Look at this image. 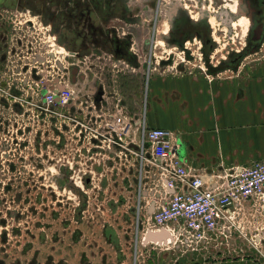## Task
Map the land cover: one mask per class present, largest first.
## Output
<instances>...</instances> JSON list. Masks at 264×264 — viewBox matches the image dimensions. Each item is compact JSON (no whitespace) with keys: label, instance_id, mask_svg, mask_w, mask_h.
<instances>
[{"label":"rangeland","instance_id":"obj_1","mask_svg":"<svg viewBox=\"0 0 264 264\" xmlns=\"http://www.w3.org/2000/svg\"><path fill=\"white\" fill-rule=\"evenodd\" d=\"M88 1L78 0L80 4ZM96 1L100 24L108 32L126 34L131 46L129 64L139 62L140 71L143 66L166 72L216 71L224 66L228 68L224 75L238 71L241 75L254 62H264V36L252 50L246 49L250 25L246 0H237V11L233 0ZM174 1L190 9L192 20L185 21L195 23L200 16L207 21L196 25L200 30L186 49H169L158 37L159 32L169 30ZM76 2L0 0V264H217L222 259L264 264V243L260 251L243 248L239 252L233 244L224 250L218 239L191 241L149 231L153 179L144 168L139 172L136 151L142 139L138 131L125 133V153L118 145L111 160L94 164L93 178L78 180L77 167L81 170L90 162L84 156L76 165V153L82 150L76 146V88L92 94L103 86L109 92L116 83L131 111V107L137 109L138 96L143 106L148 81L140 72L114 81L110 74L122 65L113 68L110 59L99 71L94 66L103 63L97 57L113 55L93 51L80 53L89 56L80 67L93 66L85 69L84 81L79 82L76 55L74 59L69 55L76 52L72 50L76 47ZM157 7L155 29L151 16ZM40 13L61 29L59 40L53 38L50 24ZM206 34L208 45L203 41ZM168 56L172 60L162 66ZM234 57L239 60L230 63ZM116 62L128 65L126 60ZM95 73H101L102 82ZM61 76L74 99L67 106L47 107L44 98L55 86L52 79ZM76 82L81 84L76 87Z\"/></svg>","mask_w":264,"mask_h":264},{"label":"built area","instance_id":"obj_2","mask_svg":"<svg viewBox=\"0 0 264 264\" xmlns=\"http://www.w3.org/2000/svg\"><path fill=\"white\" fill-rule=\"evenodd\" d=\"M69 55L73 59L76 55V76L80 77L79 82L84 81L85 69L93 65L80 67V63L89 56L77 52ZM97 60L103 65L94 67L101 71L110 58L99 55ZM117 65L124 67L123 63ZM95 74L101 79L100 73ZM52 84L55 86L44 98L47 107L72 103V89L63 76L53 78ZM80 84L76 82V87ZM99 88L102 94L95 100ZM120 99L103 86L96 87L92 94L76 88V146L82 149L76 153V165L84 156L90 162L81 170L77 167L78 180L93 178L94 164L111 160L118 145L125 153V133L138 131L142 139L136 151L139 172L144 168L153 179L154 198L148 206L152 234H177L191 241L218 239L224 250L233 244L235 251L242 252L243 248L260 251L264 243V159L208 176L180 156L173 132L149 127L143 116H130Z\"/></svg>","mask_w":264,"mask_h":264},{"label":"crops","instance_id":"obj_3","mask_svg":"<svg viewBox=\"0 0 264 264\" xmlns=\"http://www.w3.org/2000/svg\"><path fill=\"white\" fill-rule=\"evenodd\" d=\"M112 54L116 55L109 56L113 68L118 66V58L128 62L126 67L112 71L114 81H125V74L133 72H140L148 81L142 107L138 96L137 109L128 110L122 94L121 105L130 116H143L148 126L173 132L178 152L188 165L203 169L209 176L264 159V62H254L241 75L240 71L233 75L209 70L166 72L151 66L140 71L139 62L131 66L127 57L116 51ZM115 87L120 86L115 83L110 92L119 95ZM217 264L258 263L222 259Z\"/></svg>","mask_w":264,"mask_h":264},{"label":"flooded vegetation","instance_id":"obj_4","mask_svg":"<svg viewBox=\"0 0 264 264\" xmlns=\"http://www.w3.org/2000/svg\"><path fill=\"white\" fill-rule=\"evenodd\" d=\"M233 1L235 3V11H237L239 9L237 7L238 1L237 0H233ZM246 1L248 2L247 6L250 7L249 18H247L248 20L250 19V25H249V35H248L246 49L250 51L258 43H260V41L262 40L264 36V0H256L252 2L250 0H246ZM158 2L159 0H155V3H158ZM96 3H97L96 0H91V2L88 1L86 4L85 3L80 4L77 0L76 2V21H75L76 23V47L75 49H72L69 44H67V47L69 49L75 50L79 55L80 53L93 52V51H95L94 53L111 52L112 54L114 53V51H116L121 54V57L125 56L128 59H131L132 57L130 56V53H129L131 46L129 43H127V41H129L128 37H125L126 35L125 33H121V35H119L118 33L116 34V32L112 33L113 31L112 29H109V32H111L109 33L107 28H104L100 24V21H99L100 19L96 13L98 11ZM23 6L25 5H22V7ZM171 7L172 8L169 7L170 9H169V16H168V20L170 21L169 30H164L162 32H159L158 37L162 40L164 39L163 40L164 45L168 47L169 49L181 48V47L185 49L189 48L187 47V43L188 42L192 43L194 40V36L197 35V32H199L200 30V28H196V25L200 23H204L206 19L204 16H200L199 19L194 20L195 23H191V22L189 23L188 20L187 21L185 20L187 18L192 20V14L190 13V9H188L186 4H183L180 2L177 3L176 1H174V4ZM23 8L29 10L30 7L25 6ZM155 8H156V4H155ZM29 11L31 12L32 10H29ZM73 11H75V9ZM159 12L160 10L157 7V9L153 11V14L155 17L151 16L152 25H154L155 29L157 27ZM44 16L45 15L40 13V18L44 20L47 24L48 23L50 24V31H52L53 34L55 35V39L59 40V36L61 35L60 33L61 29H58L57 27L55 28L52 22H50L49 20L46 21V18H45L46 16L45 17ZM200 19L201 21H199ZM150 30L151 29L149 28L148 33H147L148 35L150 33ZM68 33L69 32H67V35H70ZM160 33H162V35H160ZM98 35H100L101 37H99ZM202 35H205V34L202 33ZM145 38L142 40L143 50L145 49L144 47ZM209 40L210 39L206 34V36L203 39L204 43L208 45ZM133 42L135 43V40H133ZM125 43L127 45V48L125 46ZM90 44L92 47H90ZM110 49H112L113 51ZM188 54H190V52H188ZM114 56L116 57V55H113V57ZM237 57L230 59V63L232 62L233 64H235V62L239 60V58ZM169 58L172 60V57L168 56V59L165 58L164 61L162 62L163 64L162 66H165L171 61ZM144 62L145 61H143L142 63ZM227 69L228 68L221 66L219 67L218 70H216V72L222 73V72H225Z\"/></svg>","mask_w":264,"mask_h":264},{"label":"water","instance_id":"obj_5","mask_svg":"<svg viewBox=\"0 0 264 264\" xmlns=\"http://www.w3.org/2000/svg\"><path fill=\"white\" fill-rule=\"evenodd\" d=\"M102 94V91L101 90H98L97 91V94H96V99H98V98H100V95ZM153 235H155V234H153ZM164 234H160V236H163Z\"/></svg>","mask_w":264,"mask_h":264}]
</instances>
